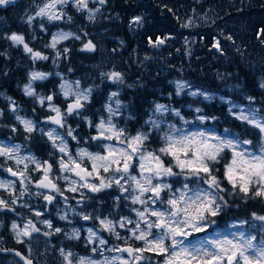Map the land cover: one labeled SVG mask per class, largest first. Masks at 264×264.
Instances as JSON below:
<instances>
[{
	"label": "rangeland",
	"instance_id": "374dc122",
	"mask_svg": "<svg viewBox=\"0 0 264 264\" xmlns=\"http://www.w3.org/2000/svg\"><path fill=\"white\" fill-rule=\"evenodd\" d=\"M44 3H41L34 12L26 16L24 19V23L29 26L30 32L32 33L31 41L36 42V49L34 50V48H32L33 51H38L44 56H47V54L53 52V54L51 55V64L55 69L53 74L60 77V84L64 81H79L81 91H84L88 88L92 89L89 99L87 101H82L83 103L85 102L87 104H91L94 90H96L99 85V90H102L101 88L103 87H107L106 90L109 89V95L111 94V92H118L119 96L116 99H119L121 101V107L118 113L111 117L112 122L118 128L124 129L126 135L134 136L137 132H144L148 134V139L144 143L153 140V145L156 146L157 150L155 151L153 148H149L148 146H144V148L146 149V151L156 152L158 155H161V158L165 161L166 165L169 162H172V157L165 156L159 153L158 149L164 144V141L161 137L165 132L168 131L167 126L169 124L175 125L177 128H183L190 133L204 131L206 133H212L225 139H235L238 137L241 141L250 140L252 141V143L250 145H243V147L247 148L253 153H260L261 148L264 147V134H262L260 130L253 125L247 123L246 121L238 119L237 116L239 115L240 111L243 110L245 114L254 112L257 119L264 120V98H260L259 100L252 99L251 101L248 99L246 102H244L230 96H221V101L227 103L228 105V112L226 114V117H234V119L240 125H242L241 127L244 128H238L230 124H225V117H223L220 121L221 126H218V116H210L206 114L205 110L199 105V100H212L209 86L202 80L201 77L205 76L206 79H214L217 81L227 75V64H224L218 68H215L211 65H209L208 67L198 66V64H196L198 63V61L194 60V50L196 49L197 45V41L195 38L189 37L184 40V49L176 55L180 59L179 65L172 64L170 61L171 56L165 55V52L163 50L164 46L167 43L165 38L158 37L156 40L149 39L147 45L150 52L140 53V50L138 49V47H136L135 50L131 53V57L133 58V65L135 66V69L131 71L127 69L125 65H122L119 60H110V58L115 55V51L109 48L108 43L105 40V36H101L98 37V42H95L97 45L95 52L93 54L88 53V55H91L90 60H80V63H82L84 66H82V69L77 72L76 69L67 67L72 50V46H68V44L70 43L77 45V43H79L78 48L82 49L83 45L87 41H91V38H89V36L87 35V29L86 27H83L82 29L79 28L80 30L59 29L55 30L50 37H46V34L48 33L46 24L55 21H49L46 17H35V19H33L30 24L28 23V17L35 16V13L38 11L39 7H42ZM103 5L99 4L98 0H89L87 10H78L74 5L73 0H70L66 5H58L57 8L60 9V12L63 13V19L61 20H64L65 22H72L73 20H75L73 18L72 11H75V16H77V14L80 15L85 19V22L88 25H92L95 27V29H97L100 26V16H102L101 8ZM97 9L99 10L97 11ZM89 10H91V15L93 16V19L91 20L88 18L90 14ZM69 17L71 18L70 20L68 19ZM200 17L207 18L208 14H203L199 11H193L191 15L185 17V20L187 23H189L190 21L191 23L189 24H192ZM141 18L142 20L140 23H130V31L132 32V35H135L136 32L139 31L140 26H143L144 17ZM41 25H43V28H41ZM80 26V24H77L76 28ZM101 31L102 30L100 29L94 31L91 30V33H101ZM59 32L72 33L74 35H70L67 39L59 40L56 43V47L53 48L50 46L52 43L53 35ZM76 36H79L80 39H76ZM117 39L121 43V45L124 43L122 39ZM158 40H163L164 42L160 44L157 43ZM216 40L217 39L214 40L215 49L220 50V45L219 48L216 47ZM9 43L18 51V53L14 55L15 60L24 61V57L19 59L20 49L18 47H20V45H15L10 40ZM258 47L259 48L257 49L259 52L255 55V60L263 59L262 56L264 55V42L259 44ZM65 49H67L68 51L65 52ZM120 50L119 53L121 52ZM57 53H60V55L57 56ZM243 53L246 55L245 51H243ZM6 54L7 55L5 56V59L8 60L10 58V54ZM42 61L45 62L46 60ZM187 64H190L191 67ZM63 66H65L64 69L62 68ZM33 71L36 70H30L29 76ZM113 71L122 74L123 83L114 82L112 80H109L106 75H103ZM38 72L46 73L48 74L47 76H49L50 74L48 72H45L44 70H40V68L38 69ZM135 74H138V76L134 77ZM152 74H159L160 77L165 78L166 83L170 84L175 89L176 94L178 92L177 84H182L183 88L179 90L178 95L185 94L193 101H183V104L181 106L175 105L171 100L155 101L153 107L145 108V110L147 111V118L145 120V123L140 128H138L135 133L128 134L127 127L129 126L125 125L124 123L128 122L129 119H132L133 113L129 111V107L127 105L128 103L126 102V100H124V98H122L121 95L126 93V90L130 88V84H135L136 88L142 84H145V81H147L145 79L153 77L151 76ZM129 77L132 78L127 82V78ZM35 81L38 80H31L30 78L28 82H21V91L26 97H32L34 101L38 103V105H41L39 102V97L47 96L39 93V91L36 90L34 84ZM29 83H31V86L35 92V94L31 96L27 95L24 90L25 85ZM193 92L197 94L192 95L191 93ZM59 95H61V97L65 100L72 101V98H65L60 87ZM166 97L171 98V95L166 94ZM3 103H5V108L3 107ZM109 103H112V106L114 108L116 107L115 103L109 101L108 99L102 106L99 107L102 109L103 113L97 115V118L95 120H92V118L88 114H84V112L82 111L74 114L75 118L78 119V121H82L87 125V127L94 129V132H92L89 136L84 135L81 139L76 135L75 132H73V135L76 136V139H72L71 136H68V130H72L71 124L67 125L68 128L65 131L60 130L56 127H47L45 129V134L48 131L55 129V134H58L59 136H62L64 138L67 144V150L74 158H77L76 154L80 149H86L91 153L105 154L102 147L103 144H118V142L115 140H113L112 142L94 141L98 144V150H92L87 144H85V142H89L90 140H92L91 137H93L97 133L95 125L98 124L102 118L104 120L109 119V113L106 111V105ZM13 104L15 105V111L12 110ZM51 104L57 107L55 103ZM156 104L166 105L170 111L164 113L163 116H161V114L154 112ZM41 106H47V108L51 111L49 102L45 101V103ZM183 108L187 109L189 113L184 112ZM172 109L179 110L183 119L177 117L174 112L171 111ZM196 109H200V112H197ZM96 110H98V108L94 107V111ZM21 111L22 109L20 105L9 97L7 91L0 90V116L8 115L13 117L18 122L17 125L12 122L7 123L0 121V127L6 128L4 132L0 131V146H20L19 152L13 159H8L6 156H0V162L5 163V165L0 166V181H3L5 183V187L0 188V198L7 201L18 198L17 203L11 205V208H13L14 211L7 209L0 210V243H5L6 241L10 240L16 244L21 245L26 254L34 259L38 264H67V262L64 260V257L61 255V249H63L65 252L71 251L73 253V256L71 257V259L73 260V264H76V261L79 257L89 256L97 261H103L104 257H108L109 259H111L112 257H123L129 262V264H163V256L159 255V257L152 258L148 254H152L155 252L144 251L143 253H135V255H141L143 257V259L135 261L133 260V258L130 259V257L125 252L108 250L122 248L128 244L133 245L135 248H144L146 246L144 241L134 239L132 237V232L130 231V229L134 228L135 222L139 220L134 209L142 210L143 208L141 204H133L131 201V195L138 193H133L131 191L122 193L119 187L113 184L112 187L105 188L99 191L96 196L88 195V188L80 187V184L82 182L79 180V178H76L73 173L63 172L60 170L57 161L64 154L59 152L57 147L53 146V142L48 138L47 135L46 136L51 142L53 148V152L49 153V158L40 157L36 154V152L29 149L23 140L18 138L19 131L27 134L30 133L26 132L24 130V126L20 123V121L16 119L17 115H19L23 119L31 120L34 125V129H37V123L35 122V120ZM199 116H203L206 119L201 121L197 118ZM150 117L152 119L163 121L160 129L153 128L150 123H146V121H148ZM185 121H188L189 123L186 124ZM13 128L16 129L15 132L12 131ZM56 144H60L59 139L56 140ZM29 156L34 157L39 162H43L46 159L50 160L52 158L56 162L58 172L55 176V180H58L61 186L60 192L57 193V203L51 205L42 198L45 191L37 187V181L41 179L43 175L42 171L35 170V166L30 161H24L19 165L16 164V158ZM65 159L67 160V157H65ZM77 159L79 160V158ZM230 159L231 151L229 149H225L224 153L221 154L220 162L211 164V167L213 169H219V171H215L213 174L216 175L221 182L225 181V184L227 186L230 184L227 180L224 179L223 171L224 164L226 162H229ZM83 162L87 163L91 169V162L88 161L87 158H84ZM24 163L28 164V169L26 172V177L28 178L24 179L23 184H21L20 179L16 180L10 176H5V174H8V168H12L14 171L17 170V172L23 171ZM132 165L133 166L130 169L131 174L138 176L140 170L139 161L136 157L133 158ZM174 171L179 172V169L174 168ZM100 175L102 177L108 178L111 176V173H104L103 171H101ZM65 176H67L68 179H64L63 177ZM163 180L164 182L171 183L174 190L180 188L185 182L183 176L164 177ZM195 180L196 178L193 177L189 181L192 186H195ZM72 181H77V183L73 184ZM90 181L93 183H99V180L95 178L90 179ZM9 182H14V184H10ZM121 183H124V181H121ZM72 187L77 188V191H70L69 189ZM125 187H128V185L126 184ZM201 187L207 188V185L201 184ZM21 192L24 193L22 196L20 195ZM101 194L111 196V203L113 204V210L111 214L106 213L105 215H95L90 211L84 210L85 206L89 205V202L92 200H97L98 208L101 209V198H97ZM149 195L151 194L145 193L143 198L146 199ZM162 195L165 196V199L167 198L166 193ZM117 197H119V199H117ZM154 207L164 208L167 207V205H156ZM222 211L223 208L221 212ZM37 212L41 213V215L37 216ZM89 214L93 217L92 219L84 220L82 218V215ZM11 215H14L16 217L14 220L8 221V217ZM62 216L66 217V219H61ZM96 217H99L100 219L106 218L112 220L115 225V233H119L120 238L118 239L114 233H110L106 230H101V225L99 224V220L96 219ZM121 218L130 219L131 221H133V223H126L125 226L121 228L118 223L119 221H121ZM150 219H155V217H150ZM209 219L212 220L214 218ZM44 221H50L52 224V228H49L47 224L44 223ZM241 221H247L248 223L241 226ZM29 222L31 223V225H34L36 229H39V231H33L31 237L18 235V232L24 229L25 225L29 224ZM13 223L18 225L17 229L12 228ZM55 228H60L61 232H55ZM143 228L144 225L143 223H141V229ZM88 229H92L94 232H96L98 237L106 240L107 243L105 245H99V242L95 237L93 238V242L90 243L88 240ZM29 230H31V227H29ZM74 230H78L79 232L78 239L73 237ZM156 231L157 230L155 229L153 230L154 233ZM239 232H244L246 236H255L256 240L253 241V243L259 245L260 241L264 240V222L253 220L252 216H245L241 213L235 215L233 219H230L227 222L226 227H218L215 221V223L209 224L203 232H193L186 238L177 237V239H184L185 244L199 246L200 243L206 240L211 241L214 239H222L225 236L229 239H232V236L229 235V233ZM45 233H48V235H45ZM71 242L77 243L80 249H76L75 247L70 246ZM166 243L170 244L171 241H166ZM93 247L97 248L96 253L92 252ZM101 252L103 253V255H101ZM0 264L22 263L15 256H6L0 253ZM117 264H119V261H117Z\"/></svg>",
	"mask_w": 264,
	"mask_h": 264
},
{
	"label": "snow or ice",
	"instance_id": "6c2138e0",
	"mask_svg": "<svg viewBox=\"0 0 264 264\" xmlns=\"http://www.w3.org/2000/svg\"><path fill=\"white\" fill-rule=\"evenodd\" d=\"M12 2V0H0V5H6ZM68 0H46L42 7H39L35 16L28 17V23L30 24L35 17H46L49 21H57L63 19V13L57 8L58 5H66ZM74 5L78 10H87L89 0H73ZM98 3L103 5L106 0H98ZM99 9H97L98 11ZM59 13V14H58ZM89 19H93L91 10H89ZM71 19L70 17L68 18ZM141 17H134L131 23H140ZM189 23H191L189 21ZM188 26V25H185ZM43 28V25H41ZM72 33L59 32L53 35L51 47L55 48L56 43L59 40L67 39ZM80 39L79 36L75 37ZM15 45H22L26 53L31 55L33 60L42 59L47 60L48 57L42 55L38 51H33L32 48L25 43L24 37L16 33L7 37ZM231 39V37H229ZM163 40H158L157 43L162 44ZM94 45L89 40L84 44V49L94 50ZM216 47L219 48V42ZM65 52L68 50L65 49ZM60 53H57L59 56ZM46 73L33 71L30 73L31 80H44L47 78ZM106 75L109 80L114 82L123 83V76L119 72H110ZM264 88V83L260 85ZM65 98H72V102L68 104L66 112L62 113L59 107L51 104L53 95L47 97H39L41 105L45 101L49 102V107L55 116L49 117L54 124L61 127L64 126L65 115H71L74 112L79 113V110L84 107L82 101H87L91 94L92 89L88 88L84 91L80 90V82L64 81L59 85ZM178 92L183 88L182 84H177ZM25 93L29 96L34 95V89L31 83L25 85ZM192 95L197 93L193 92ZM119 93L114 91L109 95V101L115 103L116 107L112 106V103L106 105V111L109 113V119L100 120L95 125L97 129V135L91 137L92 140L103 141H117L118 144H103L105 154L91 153L86 149H80L74 158L67 150L66 141L62 136L55 134L56 130L52 129L48 131L46 135L53 142V146L57 147L59 152L64 155L57 161L59 168L63 172L74 173L79 177L82 182L80 187L88 188L92 192H99L102 189L110 188L113 184L117 185L122 193L133 192L138 193L131 195V201L133 204L139 203L143 206L141 209H134L139 220L135 222L132 232V237L136 240L144 241V248H115L108 249L109 251L127 252L129 256L135 261L143 259L141 255H134V253H143L144 251L155 252L158 255L164 257L163 264H264V240L260 241V244H254L253 241L256 237L253 235L246 236L244 232L229 233L232 239L226 236L222 239H214L211 241H204L197 245L185 244L184 239H177V237H188L193 232H203L206 227L215 223L214 218L218 216L223 207H226V202L222 196L218 193L224 191L220 187V180L213 173L219 171V169H213L212 163H219L221 154L225 149L231 151V159L224 164L223 176L224 179L231 184L232 188L238 189L239 192L244 193L246 196L249 191L252 190L254 197H264V147L261 148L260 153L256 154L249 151L243 145H250L252 141H241L238 137L235 139H225L220 136H216L212 133H206L204 131L187 132L183 128H177L175 125L169 124L168 131L162 135L164 144L158 149V152L171 156L172 162L167 165L165 161L156 152L146 151L144 148V142L148 139V134L144 132H137L134 136L125 134V130L118 128L113 122L111 117L116 115L121 107V101L116 99ZM251 101L252 97H248ZM12 110L15 111V105L13 104ZM169 108L163 104H156L154 108L155 113L161 114L169 112ZM172 112L177 117L181 116L179 110L172 109ZM200 112V109H196ZM203 121L206 119L203 116L197 117ZM238 119L246 121L247 123L258 128L262 134H264V120L256 118L254 112L245 114L243 110L240 111L237 116ZM16 119L24 126V130L28 133L33 132L34 125L31 120L23 119L17 115ZM146 123H150L153 128L160 129L162 120H156L149 118ZM185 123H189L185 121ZM16 131L15 128L12 129ZM68 136L72 139H76L71 129L68 130ZM60 140V144H56V140ZM120 145V146H118ZM20 146L15 145L12 147L0 146V156H6L8 159H13L19 152ZM67 157V160L65 159ZM136 157L139 161V175H132L130 169L132 168L133 158ZM87 158L91 162V171L88 168L82 167L83 159ZM24 161H30L35 170L42 171L43 175L37 182V187L50 188L56 192H60L58 186L53 182L50 174L53 169V165L47 161L39 162L34 157L16 158V164L19 165ZM174 162V163H173ZM174 168H178L179 172L174 171ZM28 164L24 163L23 171H14L12 168H8L7 171L12 175L20 178L21 184L24 183ZM101 171L104 173H111L108 178L100 175ZM183 176L184 183L180 188L173 189L171 183L164 182V177ZM94 177L99 180V183H93L89 178ZM195 177V186L190 184L191 178ZM68 179L67 176L63 177ZM124 181V183H121ZM155 181V183H154ZM14 184V182H9ZM76 184L77 181H72ZM128 187H125V185ZM201 184L207 185V188L201 187ZM5 183L0 181V188H4ZM70 191H77V188L72 187ZM215 190V191H213ZM145 193H150L146 199L143 198ZM167 194V198L162 194ZM24 193L21 192V196ZM128 198V197H125ZM18 199V198H17ZM17 199L10 201L0 198V210H11V205L17 203ZM44 199L51 202L54 197L44 196ZM119 199V197H117ZM156 205H167V207L160 208L154 207ZM37 216L41 213L37 212ZM155 217V219H150ZM253 220L264 222V216H258L255 213L252 214ZM84 220L92 219L89 215H82ZM61 219H66L62 216ZM99 224L101 230H106L110 233H114L119 239V233H115V225L112 220L100 219ZM49 228H52L50 221H44ZM119 226L123 228L126 223H133L130 219L121 218L118 222ZM141 223L144 228L141 229ZM247 221H241V226L247 224ZM31 227V230H29ZM13 229H17L18 225L13 223ZM157 230L155 233L153 230ZM33 231H39L34 225L26 224L24 229L18 232V235L31 237ZM55 232H61L60 228H55ZM89 242H93L95 237L99 245H105L106 240L97 236L96 232L92 229H88ZM48 235V233H45ZM74 238H79L78 230H74ZM171 243H166V241ZM61 255L67 264H73L71 257L73 253L71 251L65 252L60 250ZM92 252L96 253L97 248L93 247ZM16 255L20 256L19 252ZM101 255L103 253L101 252ZM21 259L25 261V264H32L31 260L21 256ZM129 264L123 257H104L103 261H97L92 257H79L76 264Z\"/></svg>",
	"mask_w": 264,
	"mask_h": 264
},
{
	"label": "trees",
	"instance_id": "16d2710c",
	"mask_svg": "<svg viewBox=\"0 0 264 264\" xmlns=\"http://www.w3.org/2000/svg\"><path fill=\"white\" fill-rule=\"evenodd\" d=\"M45 1L15 0L0 6V90H6L9 97L20 105L21 112L32 117L37 123V129L34 132L27 134L19 131L18 138L23 140L26 146L40 157L49 158V153L53 152V148L45 134L46 125L42 120L45 114L39 110L38 103L32 97H26L23 94L21 85L30 80V70L38 71L40 68L50 74L46 79L34 82L36 90L44 93L58 91L61 79L53 74L55 70L51 64L53 52L47 54L48 59L45 62L42 59L33 60L31 55L26 53L20 45L21 48L18 47L20 49L19 59L22 57L25 59L16 61L14 55L18 51L10 45L7 39L11 34L17 33L22 35L25 43L35 50L36 42L31 41L32 33L29 26L24 23V19ZM101 11V22L97 28L102 30L101 33L92 34L91 30L97 29L88 25L80 15L75 16V11H72L75 19L73 22L55 21L46 24L48 32L46 37H50L55 30H80L86 27L87 35L93 40L97 41L98 37L105 36L109 48L115 51V55L110 60H119L131 71L135 69L131 53L136 47L140 53L150 52L147 45L149 39L165 38L167 42L163 48L165 55L171 56L172 64L179 65L180 59L176 55L184 49V40L189 37L195 38L197 45L194 50V60L198 61L196 63L198 66L208 67L211 65L218 68L227 64V75L221 79L216 81L206 79L205 76L201 77L209 86L212 100H199V105L206 114L218 116V126H221L220 121L225 117V124L244 128L234 117H226L228 105L221 101V96H230L244 102L248 100V97H252L254 100L264 98V88L260 86L264 83V55L263 59H254L259 52L258 45L264 42V0H106ZM193 11L208 14V17H200L194 23L189 24L185 17L191 15ZM134 17H144V24L140 26L135 35H132L130 23ZM77 24L81 26L76 28ZM117 38L122 39L124 43L121 45ZM216 38L219 40L220 50L215 49L214 40ZM69 45L72 46V50L67 67L76 69L78 72L84 66L80 60H90L91 55L79 49V43L77 45L69 43ZM6 53L10 54L8 60L5 59ZM187 65L191 67L190 64ZM62 68L64 69L65 66ZM136 76L138 74L134 75V77ZM151 76L153 77L145 79L146 83L137 88L135 84H130L126 93L121 95L128 103L129 111L133 113L132 119L124 123L129 126L127 127L128 134L135 133L145 123L147 118L145 108L153 107L155 101L171 100L178 106H181L183 101H193L185 94H176L175 89L167 84L165 78L160 77L159 74ZM131 78H127V82ZM99 87L100 85L94 90L91 106L87 113L93 119L103 113L99 107L108 100L109 95L107 87L101 88L102 90H99ZM166 94H170L171 98L166 97ZM3 104L5 108V103ZM94 107L98 110L94 111ZM183 110L189 113L187 109L183 108ZM0 117L1 122H12L18 125V122L11 116L1 115ZM5 130L6 128L0 127V131L4 132ZM92 132L94 131L91 130L90 133L85 134L76 132V135L82 139V136H89ZM153 144L154 141L150 140V142L144 143V146L156 151L157 148ZM87 145L92 150H98V144L93 140L87 141ZM3 165L5 163L0 162V166ZM5 176L7 175L5 174ZM220 187L224 191L219 192L218 195L224 198L226 207H223V211L214 217L218 227H226L230 219L241 213L245 216H252L253 213L264 216L263 197H254L252 191H249L246 196L238 189L234 190L231 184L227 186L225 181L220 183ZM97 198H101V209L98 208L97 200H92L86 211L95 215L111 214L113 210L111 196L101 194ZM15 217L14 215L9 216L8 221L14 220ZM15 246L22 249L21 245L10 240L0 243V249ZM70 246L80 249L74 242H71ZM148 254L152 258L159 257L156 253Z\"/></svg>",
	"mask_w": 264,
	"mask_h": 264
},
{
	"label": "flooded vegetation",
	"instance_id": "af4514ba",
	"mask_svg": "<svg viewBox=\"0 0 264 264\" xmlns=\"http://www.w3.org/2000/svg\"><path fill=\"white\" fill-rule=\"evenodd\" d=\"M94 42H98V41H96V40H94ZM96 50V49H95ZM52 51V50H51ZM39 93H41V94H44V95H46V96H48V95H53V100L51 101V103H55L56 105H57V107H59L60 109H61V112L62 113H64V112H66V109H67V104H68V102H69V100H65V99H63L62 97H61V95H59V89H58V91L57 92H54V91H51V92H49V93H44V92H40L39 91ZM84 104H85V107L82 109V110H80V111H82V112H84V114H87L88 113V111H89V108H90V104L88 103H85L84 102ZM39 106V110L41 111V112H44V114H45V116H43L42 117V120L44 121V124L47 126V127H56V128H58V126H54V125H50V124H47L46 123V119L50 116V115H52V114H55L54 112H52V111H50L48 108H47V106H41V105H38ZM79 111V112H80ZM74 114H76V112L75 113H73V114H71V115H65V117H64V121H63V123H64V126L63 127H59L60 128V130H63V131H65V130H67V128H68V124H71V126H72V131L73 132H78V134H85V133H90V131L91 130H94L93 128H89V127H87V125L84 123V122H82V121H78V119H76L75 118V116H74ZM92 120H95V119H93L92 118ZM75 124V125H74ZM58 128V129H59ZM85 144H87V142H85ZM45 161H49L50 162V164H52L53 165V169H52V172H51V174H50V176H51V178H52V180H53V182L58 186V188L59 189H61V186H60V183H59V181L58 180H55V176H56V174H57V172H58V168H57V165H56V162L54 161V159L52 158V159H46ZM82 165H83V167H86V168H88L89 170H91L90 169V167L88 166V164L87 163H85V162H82ZM15 171H17V170H15ZM19 172V171H18ZM73 175H74V173H73ZM7 176H10V173L8 172V174H7ZM75 176V175H74ZM11 177V176H10ZM76 178H79V177H77V176H75ZM94 178V177H93ZM40 180V179H39ZM38 180V181H39ZM37 181V182H38ZM40 189H43L44 191H45V193H44V195L42 196V198L44 199V196H52V197H54V199L52 200V202H48L47 201V203L48 204H55V203H57L58 202V196H57V193L58 192H56V191H54V190H52V189H50V188H41V187H39ZM87 191L89 192L88 193V195H93V196H96V194L98 193V192H92V191H90L89 189H87ZM45 200V199H44ZM46 201V200H45ZM90 203H91V201L89 202V205H86L85 206V208H84V210H86V208H88L89 206H90ZM12 248H14V247H12ZM22 251H24L25 252V250L22 248ZM38 264V263H37Z\"/></svg>",
	"mask_w": 264,
	"mask_h": 264
},
{
	"label": "water",
	"instance_id": "95a60500",
	"mask_svg": "<svg viewBox=\"0 0 264 264\" xmlns=\"http://www.w3.org/2000/svg\"><path fill=\"white\" fill-rule=\"evenodd\" d=\"M13 1H15V0H12V2ZM92 42V41H91ZM92 44L95 46L94 47V50L96 49V45L92 42ZM83 49H84V46H83ZM86 52H89V53H93L94 52V50H91V51H89V50H86V49H84ZM72 101H69L68 102V104L69 103H71ZM68 104H67V106H68ZM84 107H85V104H84ZM83 107V108H84ZM82 108V109H83ZM81 110V109H80ZM79 110V111H80ZM75 113V112H74ZM51 116H55V114H52V115H50L49 117H51ZM49 117L46 119V123H48V124H51V125H56V124H54L51 120H49ZM56 126H58V127H60L61 128V126H59V125H56ZM95 135H97V133L95 134ZM94 135V136H95ZM94 141H100V140H94ZM101 141H103V140H101ZM108 142H110V141H108ZM48 163H50L49 161H47ZM82 167H83V165H82ZM90 171V170H89ZM11 175V174H10ZM12 176V175H11ZM13 178H15V179H20L19 177H16V176H12ZM89 179H93V177L92 178H89ZM52 202V201H51ZM126 247H131V248H133V249H135V247L133 246V245H130V244H128V245H125L124 247H122V248H126ZM0 252L2 253V254H4V255H13V256H16L19 260H20V262L22 263V264H25V261L23 260V259H21V256H23V257H26L27 259H29V260H31V262H32V264H36V262L31 258V257H29L26 253H24L22 250H20V249H18V248H12V249H0ZM17 252H19L21 255L20 256H18V255H16V253ZM128 256H129V254L127 253V252H125ZM134 255H135V253H134ZM131 259H132V257L131 256H129Z\"/></svg>",
	"mask_w": 264,
	"mask_h": 264
},
{
	"label": "bare ground",
	"instance_id": "6f19581e",
	"mask_svg": "<svg viewBox=\"0 0 264 264\" xmlns=\"http://www.w3.org/2000/svg\"><path fill=\"white\" fill-rule=\"evenodd\" d=\"M216 43H217V40H216Z\"/></svg>",
	"mask_w": 264,
	"mask_h": 264
}]
</instances>
